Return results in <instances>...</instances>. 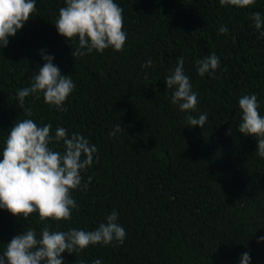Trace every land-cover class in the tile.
Listing matches in <instances>:
<instances>
[{"label":"trees","instance_id":"obj_1","mask_svg":"<svg viewBox=\"0 0 264 264\" xmlns=\"http://www.w3.org/2000/svg\"><path fill=\"white\" fill-rule=\"evenodd\" d=\"M123 9V51L71 56L78 41L61 37L55 23L65 0H36V13L0 46V159L17 120L78 132L97 147L99 160L82 173L86 192L75 190L69 221L27 220L0 209V255L29 228L95 230L115 210L124 243L89 246L62 254L64 264H264V158L256 139L238 132L239 98L255 94L264 116V38L252 13L219 0H115ZM227 26L221 35L219 28ZM264 30V29H261ZM72 47V49H71ZM41 50L54 57L75 88L59 111L37 98H16L43 66ZM215 53L220 66L201 77L195 61ZM198 105L203 128L186 127V113L172 104L165 78L179 57ZM151 67L144 68L148 59ZM30 109L31 116L25 114ZM120 123L122 131L110 132ZM63 151V144L50 145Z\"/></svg>","mask_w":264,"mask_h":264},{"label":"clouds","instance_id":"obj_2","mask_svg":"<svg viewBox=\"0 0 264 264\" xmlns=\"http://www.w3.org/2000/svg\"><path fill=\"white\" fill-rule=\"evenodd\" d=\"M221 6H233L245 9L255 5L256 0H219ZM36 0H0V46L6 48L10 37L17 32L36 13ZM254 28L264 38V16L252 13ZM58 34L71 46L78 41L71 56H87L93 51L103 53L106 49L123 51L127 41L124 30L123 9L115 0H65V6L59 9L55 23ZM227 26H221L219 33L226 34ZM72 49V47H71ZM44 61L31 78L29 87L17 91L16 98L21 108L25 98L42 94L44 102L59 111L67 112L63 107L72 94L75 84L71 76L61 73L53 63L54 57L40 52ZM198 74H214L220 66L215 53L208 54L195 61ZM149 58L142 67H151ZM168 90H172V104L178 105L186 113V127L203 128L208 120L207 114L193 116L198 105L197 93L192 90L189 77L184 72V58L179 57L171 75L165 78ZM242 120L238 132L245 137L256 139L257 154L264 158V116L260 114V104L255 94L239 98ZM25 114L31 116L30 109ZM120 123L110 135L122 131ZM63 144V151L50 145ZM97 147L78 132L69 134L64 127L57 126L54 135L52 125L38 126L32 119L17 120L10 129L0 159V209L13 217L27 220L32 214H38L42 222L69 221L72 210L77 208L72 196L75 190L86 192L91 183H82V173L99 160ZM126 230L118 223V213L113 210L92 231L72 228L68 231L51 230L43 227L39 234L34 229L23 230L14 236L0 255V264H64L62 254L83 251L89 246L123 244ZM264 241V237L259 238ZM250 255H242L241 264H249ZM92 264H101L99 259Z\"/></svg>","mask_w":264,"mask_h":264}]
</instances>
